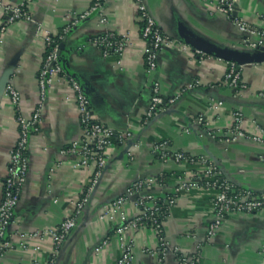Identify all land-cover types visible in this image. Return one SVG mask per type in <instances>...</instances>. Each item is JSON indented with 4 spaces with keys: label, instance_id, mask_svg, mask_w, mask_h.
<instances>
[{
    "label": "crops",
    "instance_id": "0c3cea01",
    "mask_svg": "<svg viewBox=\"0 0 264 264\" xmlns=\"http://www.w3.org/2000/svg\"><path fill=\"white\" fill-rule=\"evenodd\" d=\"M11 1L17 5L23 0ZM217 1L144 0L162 33L174 42L160 52L152 74L145 71L146 42L140 37L141 22L133 0H104L100 9L90 12L63 36V30L89 10L91 0H32L27 5L32 21L19 20L8 27L0 45V77L11 71L9 82L19 92L21 115L30 116L38 104L43 37L61 34V42L64 38L66 42L59 64L87 95L94 119L117 135L129 136L114 140L108 148L106 168L68 241L53 256L52 239L33 234L58 227L93 177L90 170L74 166L78 157L61 154L71 142L79 141L81 127L70 84L62 75L54 77L43 102L38 132L30 139L28 173L7 237L11 248L0 264H49L52 258V264H115L120 251L114 231L120 222L136 216L137 210L127 200L101 220L103 209L138 178L163 175V183L150 192L164 197L179 180L192 177L193 168L163 162L152 154L153 145L160 141H166L171 152L205 155L236 187L264 193V146L244 139L230 141L226 135L235 111L244 115L247 132L264 128V63L241 66L240 80L245 88L228 89L223 86L227 62L196 54L197 50L186 43L195 37L222 48L248 50L231 21L216 12ZM237 9L238 17L264 29V0H238ZM101 19L106 22L100 23ZM2 21L0 14V25ZM107 32L127 37L121 57H103L92 44ZM181 45L188 49L181 50ZM154 81L160 84L164 102L173 103L163 105L144 123ZM197 116H203L207 125L196 126ZM17 138L13 109L1 97L0 200ZM211 198V192L201 189L180 194L162 222L165 240L186 255L200 246L198 264H262L264 212L228 217L215 237L206 242ZM128 237L133 244L132 264H176L171 254L162 262L152 254L157 243L148 225L130 230ZM104 240L107 245L95 252Z\"/></svg>",
    "mask_w": 264,
    "mask_h": 264
},
{
    "label": "built area",
    "instance_id": "2783aa9c",
    "mask_svg": "<svg viewBox=\"0 0 264 264\" xmlns=\"http://www.w3.org/2000/svg\"><path fill=\"white\" fill-rule=\"evenodd\" d=\"M31 1L23 0L19 4L13 5L11 0H0V14L3 17L0 25V45L10 25L19 20L32 21L27 10V5ZM103 2L104 0H91L89 10L75 18L73 23L63 30L62 35L66 34L79 21L85 19L90 12L100 9ZM237 2L238 0H218L215 7L216 12L224 15L231 21L236 30L244 37L243 43L248 50L255 51L260 47H264V29H259L243 18L238 17ZM133 3L141 22L140 37L146 42L143 55L145 71L147 74H152L157 69L160 52L166 45L174 42L170 41L162 33L146 8L144 0H133ZM105 22V19L100 20V23ZM40 31L39 28L38 33ZM127 43L125 35L119 36L112 32H107L92 40V44L100 50L103 57L110 55H114L117 58L121 57L127 47ZM180 49L187 50L188 46L181 45ZM57 51L58 45L55 44L53 36L44 35L43 58L37 73L38 104L30 116L25 117L20 114V95L10 82L5 86L3 91L2 97L7 100L14 112V119L18 127V138L14 148L10 152L6 176L2 182V196L0 200V259L11 248L7 237L15 209L20 199L21 189L28 173L30 139L33 134L38 132L43 102L47 97L48 89L52 85L54 77L62 75L70 84V89L75 95L78 121L81 127L79 141L71 142L67 149L61 151V154H73L78 157L74 166L90 170L93 177L91 184L82 191L80 197L76 200L73 211L62 220L58 227L52 230L38 231L33 234V236L47 235L52 239L54 244L53 256L57 255L62 246L68 241L79 216L89 201L94 185L97 183L102 171L106 168L108 148L111 147L114 140H123L129 136V133L117 135L111 128L94 119L87 95L76 80L64 73L59 64ZM195 53L201 55L202 52L195 51ZM227 65L226 73L223 77V86L234 90L245 88L240 80L241 66L233 62H227ZM191 88L192 85H189L188 89ZM172 103L173 100H169L167 103L164 102L160 92V84L158 81H154L151 86L149 107L144 114L143 122L147 123L152 119L161 110L163 105ZM218 105H221V103H218ZM245 121L246 119L242 112H233L232 124L226 130L228 139L230 141L244 139L264 146V128L257 127L253 133L247 132L243 127ZM194 123L198 127L207 125L203 116H197L194 119ZM211 138H215V136L211 135ZM152 154L156 155L163 162L172 161L193 168L192 177L179 180L171 194L164 197H156L150 192L151 188L163 183V175L138 178L125 189L122 196L103 209L99 216L101 220L108 217L110 213L115 212L127 200L131 201L137 210L136 216L120 222L114 231V237L120 251L115 264L133 263V244L128 237V233L130 230H136L145 225L151 227L154 232L157 244L152 254L159 262H162L167 255L171 254L176 264H198L199 257L197 252L200 246H197L196 251L190 255L183 254L178 248L173 247V245L165 240L162 231L163 219L175 205L178 196L186 191L201 189L211 192L212 218L206 229L204 239L206 242L211 241L215 237L228 217L237 214L264 212V193L257 194L248 189L236 187L222 175L218 166L207 156L171 152L168 150L166 141L155 143L152 147ZM106 245L107 240L102 241L95 249V252L101 251ZM21 246L25 247L24 244ZM262 250L264 253V247ZM53 259H50L49 264L53 263Z\"/></svg>",
    "mask_w": 264,
    "mask_h": 264
},
{
    "label": "water",
    "instance_id": "95a60500",
    "mask_svg": "<svg viewBox=\"0 0 264 264\" xmlns=\"http://www.w3.org/2000/svg\"><path fill=\"white\" fill-rule=\"evenodd\" d=\"M236 15V13H234ZM66 38L58 45L57 55L60 56L61 51L64 49ZM193 50L202 52L210 56L217 57L226 62H233L239 66H244L247 64L259 65L264 63V47H260L255 51L250 50H237L218 47L214 44L206 42L202 39L190 37L186 42ZM11 71L4 72L0 77V99L3 95L5 86L9 83ZM70 77L73 75L68 74ZM264 264V263H263Z\"/></svg>",
    "mask_w": 264,
    "mask_h": 264
},
{
    "label": "trees",
    "instance_id": "16d2710c",
    "mask_svg": "<svg viewBox=\"0 0 264 264\" xmlns=\"http://www.w3.org/2000/svg\"><path fill=\"white\" fill-rule=\"evenodd\" d=\"M60 36H61V34L53 36V40H54L55 44H57V45H59L61 42L62 37H60Z\"/></svg>",
    "mask_w": 264,
    "mask_h": 264
},
{
    "label": "rangeland",
    "instance_id": "374dc122",
    "mask_svg": "<svg viewBox=\"0 0 264 264\" xmlns=\"http://www.w3.org/2000/svg\"><path fill=\"white\" fill-rule=\"evenodd\" d=\"M263 158H264V157H263ZM263 162H264V161H263ZM173 247H175V248H178V249H179V247H177V246H173ZM200 249H201V247L199 248V250H200ZM179 250H180V249H179ZM199 250H198L197 254H199V252H200Z\"/></svg>",
    "mask_w": 264,
    "mask_h": 264
}]
</instances>
